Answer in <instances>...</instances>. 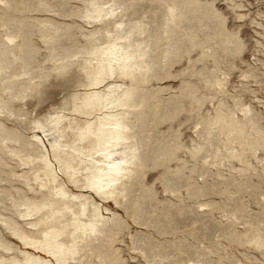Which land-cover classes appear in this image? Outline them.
<instances>
[{
  "label": "rangeland",
  "instance_id": "374dc122",
  "mask_svg": "<svg viewBox=\"0 0 264 264\" xmlns=\"http://www.w3.org/2000/svg\"><path fill=\"white\" fill-rule=\"evenodd\" d=\"M96 6L104 8L99 16ZM171 11L175 19L170 17ZM19 18L28 20L31 43L38 54L26 74H22L21 61L9 56L7 61L13 64L0 73V102L7 103L0 110V120L29 141L38 131L34 128L38 119L43 121L57 111L58 103L63 105L66 96L84 88L76 85L73 72H83L87 51L105 46L114 36L139 37L151 49L155 77L144 79L138 70L132 79L115 72L109 80L131 82L154 92L145 107L147 119L137 127L138 137L146 140L145 165L127 183L131 194L125 199H129L104 201L120 225L112 224L108 230L112 249L104 242L103 254L112 252L117 264H193L197 260L204 264H264V242L258 246L254 241L255 235L264 241V0H13L10 10L0 8V39L5 40L12 30H5V21L14 24ZM53 27L59 29L56 38L45 42L44 35L48 38ZM19 49L16 52L21 55ZM68 60L72 64L67 72L57 67ZM44 72L49 75L41 76ZM7 74L14 76L13 86L30 84L21 86L24 98L11 99L14 93L7 88ZM83 83L88 84L85 76ZM157 87L160 90L155 91ZM36 90L42 93L37 102L32 97ZM217 112L243 122L245 131L241 135L223 132ZM63 113L65 123L87 117L70 109ZM129 116L135 120L141 115L134 109ZM8 144L19 146L18 142ZM170 150V160L164 161ZM232 152L235 158L229 156ZM5 157L10 156L0 151V158ZM157 159L163 161L156 163ZM6 180L3 176L1 186L7 187ZM166 180L168 185H164ZM67 185L71 192H78L76 184ZM149 185L153 196L145 193ZM8 191L20 201L18 194ZM4 194L0 193V214L14 215L9 196ZM163 228L165 233H161ZM0 235L15 246L11 251L0 250L3 254L19 257L20 250H26L50 257L24 246L1 221ZM91 255L82 258L81 264L98 263L99 258Z\"/></svg>",
  "mask_w": 264,
  "mask_h": 264
},
{
  "label": "bare ground",
  "instance_id": "6f19581e",
  "mask_svg": "<svg viewBox=\"0 0 264 264\" xmlns=\"http://www.w3.org/2000/svg\"><path fill=\"white\" fill-rule=\"evenodd\" d=\"M12 1L0 0V8L10 10ZM94 10L99 16L104 8L96 6ZM175 15L171 11L170 17L174 18ZM87 17L94 16L87 15ZM27 21L20 19L14 24L5 21V30L10 28L12 30L10 33H6L5 40L0 39V73L2 71L5 73L10 68L8 65L11 62L7 61L10 60V57L21 61L22 74L31 71V66L29 68L28 64L35 60L34 58L38 51L31 43L32 33L27 26ZM170 25L172 26L171 23ZM49 31L52 33L49 32L48 38L45 36L46 34L44 35L45 42L56 38L55 33L59 29L53 27L49 28ZM16 39L20 40L19 45L17 44L18 41H15ZM17 48H20L21 55L16 52ZM54 48L52 49L55 50ZM177 48L178 46L175 44L173 49L176 51ZM151 53V49L145 40L139 37L133 39L130 36L123 37V39L120 36H114L111 41H107L105 46H97V48L94 47L93 50L87 51L84 58L85 62L82 64L83 72H73L74 76H76L75 81H73L76 85L84 88L66 96L62 103V106L65 107L60 106L58 103L57 111L54 110L49 115H46L43 121L38 119V125H34V128L37 126L38 130L33 133L34 140L29 141L20 132H13L9 129L10 127L7 128L6 122L4 123L5 120H0V151L5 156H10L5 157V159L0 158V181L3 176L8 181L7 187L0 184V193H5V197L9 196V207L12 208L13 214L21 216V219H18L12 214H0V221L24 246H32L34 249L50 256L44 258L39 254L26 250H20L19 257L13 253L3 254V252H0V264H81L82 258L90 257L92 256L91 254L99 258L96 264H117L116 258L111 257L112 252L105 255L103 254L105 249H101V246H104V242L109 251L112 249L111 233L108 230L111 229L112 224V226L120 225V221L117 222V215L104 205V201L113 199L117 203L120 198L125 199L128 197L131 194H129L131 186L127 185V183L130 182L131 178L138 177L140 175L138 167L145 165V158H147L144 157L146 140L145 137H141V139L138 137L137 127L148 116V111L146 112L145 107L148 106L149 99L154 91H143L131 82L115 83L109 80L115 72L120 73L124 78L132 79L138 70L143 74L144 79L155 77V67L151 59ZM59 64L60 67L58 65V68L63 70L69 68L70 70L72 60L61 61ZM66 70L65 72H67ZM19 73L21 74V72ZM7 75L9 76L10 74ZM48 75V72H44L41 76L47 77ZM10 76L13 75L11 74ZM10 76L8 78L9 84L6 85L14 93L11 95V99L24 98L26 94H24L25 92L21 89V86L25 85L27 87L30 84L19 82L18 85L13 86L11 83L14 82V76ZM74 76L72 78H75ZM84 76L88 78V84L83 83ZM3 80H6V78ZM157 90H160V88L157 87L155 91ZM40 92L36 90L33 96L31 93L28 94L36 98L37 102L42 96ZM6 106L7 103L0 102V110L6 109ZM69 109L87 117L82 120L71 118L73 122L69 120L65 123L66 113H63V110ZM134 109L139 110L141 115L135 120L129 116ZM154 112L156 111L154 110ZM221 114L218 113L216 115V120L223 121L222 128L225 130L223 132L231 135L232 133L240 134L245 131L243 122L231 115ZM89 116H92V119ZM171 116V113L168 114V117ZM159 118L157 119L159 120ZM148 121L150 123L149 119ZM221 122L219 123L221 124ZM67 128L68 131L66 130ZM220 131L218 130L219 133H221ZM246 136L244 138H248L249 141L250 137L246 138ZM8 142H18L19 146L9 145ZM175 147L177 149L178 146L175 144ZM35 150L37 153L33 152ZM171 153L170 150L164 161L171 157ZM192 153H194L193 150H191L190 154ZM229 156L235 158L237 155L232 152ZM162 161L163 159L156 161V163H161ZM20 166L23 167L19 168ZM65 178L68 180L67 182ZM31 180L37 182L39 187H34L35 184L30 183ZM167 181L164 185H168L169 181ZM69 182L76 184V187L79 188L78 192L70 191L67 185ZM13 183L18 184L13 185ZM152 187L149 185L145 189L146 195L153 196ZM9 189L18 194L19 202L11 198L12 192L10 193ZM0 199L2 200V198ZM21 205L24 206L22 210L19 209ZM116 222L118 224H115ZM24 224H28L30 227L26 228L23 226ZM164 228L161 229V233H165ZM255 236L256 245H261L264 242L260 238L261 236ZM14 247L13 243L4 240L0 235V250L11 251ZM197 261L193 264H204L199 262L200 260Z\"/></svg>",
  "mask_w": 264,
  "mask_h": 264
}]
</instances>
